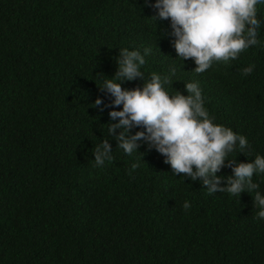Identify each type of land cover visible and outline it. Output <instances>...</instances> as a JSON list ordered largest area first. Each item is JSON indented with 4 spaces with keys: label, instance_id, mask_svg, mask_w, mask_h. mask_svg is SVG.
<instances>
[{
    "label": "trees",
    "instance_id": "obj_1",
    "mask_svg": "<svg viewBox=\"0 0 264 264\" xmlns=\"http://www.w3.org/2000/svg\"><path fill=\"white\" fill-rule=\"evenodd\" d=\"M155 2L0 0V264H264L255 192L209 194L202 178L175 176L146 141L128 156L122 130L108 131L122 105L108 107L114 98L101 87L117 74L121 50H136L144 77L124 88L175 68L170 94L187 96L186 84L198 83L215 123L249 140L217 173L219 187L237 164L264 156V26L258 46L197 73L194 60L178 58ZM104 141L113 159L100 167ZM253 180L264 195V176Z\"/></svg>",
    "mask_w": 264,
    "mask_h": 264
},
{
    "label": "clouds",
    "instance_id": "obj_2",
    "mask_svg": "<svg viewBox=\"0 0 264 264\" xmlns=\"http://www.w3.org/2000/svg\"><path fill=\"white\" fill-rule=\"evenodd\" d=\"M260 5H264V0H156L154 7L159 19L171 21L178 58L183 62L194 60L195 71L204 73L215 63L236 60L243 52L260 44L259 30L264 26V20L258 18ZM121 57L117 74L105 80L101 87L114 98L108 107L116 109L122 105V110L109 113L112 120L119 118L118 123L108 128L113 134L117 129L122 130L116 137L119 148L133 156L139 152V141H146L149 150L155 148L166 157L165 163L171 165L175 176L184 173L194 181L202 178L209 194L220 191L241 197L246 191L255 192L257 218L264 220V195L253 180L254 175L264 176V156L256 155L253 162L237 164L233 175L227 178V187H219L222 177L217 173L232 165L229 156L233 152L250 148L247 137L215 123L205 107L198 83L186 84L187 96L170 94L165 86L171 82V76H175V68L170 76L153 73L143 88H124L123 81L144 77L141 68L146 59L139 51L128 49L121 50ZM254 67L245 68L243 74L250 75ZM102 103L98 98L94 107ZM136 127L144 130L129 136ZM112 159L107 141L97 146V166L103 167ZM139 166L134 163L132 169ZM183 207L188 210L191 205L186 201Z\"/></svg>",
    "mask_w": 264,
    "mask_h": 264
}]
</instances>
